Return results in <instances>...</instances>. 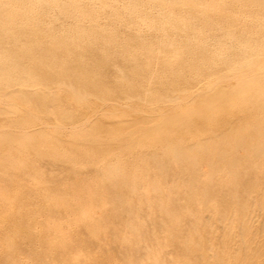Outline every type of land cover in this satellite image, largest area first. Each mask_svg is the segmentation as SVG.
I'll return each instance as SVG.
<instances>
[{"label":"rangeland","instance_id":"374dc122","mask_svg":"<svg viewBox=\"0 0 264 264\" xmlns=\"http://www.w3.org/2000/svg\"><path fill=\"white\" fill-rule=\"evenodd\" d=\"M93 13L98 18L104 16L99 18V22L107 28L101 33L103 35L93 36L91 40V43L102 47L98 46L101 50H97L101 56L95 53L99 59L97 58L98 64L95 62L97 68L93 75L95 82L107 85L103 89L104 96L93 90L95 88L85 96H77L76 90L70 86L68 90H58V94L49 98L45 106L37 105L34 100L26 106L21 98L1 93L0 90V102L7 104L0 103V197L10 198L7 205L0 201V264H75L76 258L85 259L87 256L86 259H89L96 256L97 251V256L110 258L112 255L113 263H118L126 255L139 259L149 247L156 248L162 255L164 250L160 245L166 240L165 226L170 225L159 212V206L164 203L176 215L175 224L181 236L191 239L195 235L193 241L205 238L211 243L215 253L210 252V263L196 260L198 257L192 254L193 259L189 257L182 264H215L217 261L216 264H226L228 262L225 261L233 260L235 255L240 260L244 259L241 254L234 253L238 249L236 243L244 237L252 238L253 234L258 239L264 236V213L260 212L264 209V197L259 195L264 193V183H260L262 191L259 194L248 195L242 190L235 192V189L225 185L229 171L227 167L218 162L213 164L216 166L214 168L206 160L205 148H197L195 157L198 166L195 167L185 160L176 161L173 154L177 146L184 144L189 145V148L194 147L195 143L206 142L219 133L211 125L197 124L198 110L204 107L213 94L202 93V97H191L181 102V105L179 103V106H175V102L171 104L165 97H172L173 92L169 85L166 86V79L160 78L159 68L153 65V69L158 70L153 77L149 76V72L133 71L127 58L114 49L108 40L109 36L116 35L120 40L123 39V44L128 49L138 50L143 36V39L152 42L158 38H155L156 35L161 38V33L145 26L139 29L132 27L128 14H122L123 11L119 13L122 15H116L120 22L114 21V12L107 11L109 18L106 11L95 9ZM60 17L56 12L53 20H43L44 26L48 25L49 28L50 24H58ZM246 32L254 39L259 34L258 28ZM171 35L168 36L172 37ZM135 36H138L137 40ZM173 36L176 40L182 38ZM259 42L254 41L251 46H259ZM88 43L87 41L85 45ZM229 49L230 47H226L225 51ZM76 51L79 53L81 50ZM195 55L198 56L199 51L192 46L187 49L185 59ZM222 74L226 72L222 71L217 76ZM215 78L216 76L209 79ZM197 81L193 82L189 91L198 88L195 83ZM136 85L140 87L136 88ZM55 87L53 89L57 93ZM102 87L105 88V85ZM227 88L231 92L225 93L231 94L232 89L228 85ZM128 92L132 97H128ZM141 96H147L150 101H142ZM159 97L164 100H158ZM232 115L239 118L241 113L233 112ZM226 116L220 118L219 126L227 123L231 117L228 114ZM36 125L44 129L39 132L34 128L29 130V127ZM29 131L30 134L33 133L32 136L22 143L5 141L10 134L19 137ZM192 140L195 141L194 145ZM45 142V146L41 145ZM51 145L55 147L54 150L49 147ZM230 158L228 156L227 160ZM14 162H19L20 167H12ZM103 167L107 169L104 170ZM212 168L214 172H211ZM124 169L126 174L123 173ZM196 177L201 180L198 182L200 185L193 184ZM157 183H160L159 188L162 189L159 193L156 192ZM171 189L175 191L169 194ZM190 198H194L193 203L189 201ZM52 204H59L61 207L52 212ZM221 204L227 206L232 212L231 216L230 213L224 215L213 212ZM199 220L201 223L197 222ZM191 226L198 229V232L192 230ZM10 229L17 230V234L8 233ZM64 252L67 254L65 260L55 257L56 253L61 255ZM137 255L140 256L136 257ZM165 261L166 259L160 263L165 264ZM239 264H261V261L254 258L240 261Z\"/></svg>","mask_w":264,"mask_h":264},{"label":"bare ground","instance_id":"6f19581e","mask_svg":"<svg viewBox=\"0 0 264 264\" xmlns=\"http://www.w3.org/2000/svg\"><path fill=\"white\" fill-rule=\"evenodd\" d=\"M95 9L103 12L106 11L108 18L110 15L107 11L109 13L114 12L112 13L114 17H111L114 18L115 22H120L117 16L128 14L132 27L139 29L145 26L149 30L161 33V38H159V35H156L155 38H158L152 42L145 40L146 38L143 39L144 36L140 42L139 35V41H137V43L140 42V44L138 43V50L128 49L129 47L123 44V39L120 40L116 35L109 36L108 40L114 49H117L121 55L127 58V62L130 63L133 71L149 72V76L153 77V74L158 71L153 69V65L159 68L160 78L166 79V83H164L172 89L173 96L165 97L171 104L175 102V106H179V103L181 105V102L191 99V97L192 99L194 97L198 98L202 93L213 94L209 96L210 99L203 105L204 107L198 110L197 124L211 125L217 128L214 131L219 133L214 134L211 138L209 137L210 139L206 142L200 141V143H195L192 140L193 145L194 143L196 145L194 147L189 148L187 147L189 145L184 146V144L183 146H177L173 152L176 156L174 157L176 161L177 159L185 160L192 167H195L198 164L195 153L197 148L201 149L203 147L206 149L204 151L206 160H209V163L214 168L216 167L214 165L219 162L223 163L224 165L222 166L227 167L229 170L225 185L235 189V192L239 190L245 191L248 195L262 191L260 183H264V0H0L1 93H8L10 96L21 98L26 106L33 100L36 101L37 105L45 106L48 104L49 98H53L58 94V90L65 91L70 86L71 89L76 90L77 96L89 94L92 88H95L93 90L98 91L102 95L103 89H106L107 85L102 84V82H95L93 75L94 71L96 72V65L98 64L97 54L99 53L97 50H101L102 47L99 44L91 43V40H93V36L99 37L103 35L101 33L107 28L99 22V18L104 16L98 18V15L93 13ZM121 11L124 13L119 14ZM56 12L61 16L57 20L59 23L53 24L54 26L50 24L49 28L47 27L48 25L45 27L43 20L45 22L46 20H53L56 17ZM115 22L114 24L116 25ZM254 28H258L259 30L257 39L249 36L250 34L246 32L248 30L253 31ZM132 31L134 32V30ZM133 32H131L132 35H134ZM140 32L139 34H141ZM151 32L150 35L152 34ZM169 32L173 34L171 35ZM167 33L174 38L169 37ZM173 35L182 38L178 39V41ZM132 37L134 38V36ZM137 37L135 36L136 40ZM87 41L89 43L85 45ZM254 41H260L258 43L260 45L252 47L251 44ZM189 46L197 47L199 55L190 56V59H185L186 51L190 48ZM226 47H230L229 51H225ZM76 49H80L81 51L78 53ZM99 56L101 55L99 54ZM120 58L122 59V57ZM142 58L143 60H140ZM121 62L122 60L119 64ZM125 66L124 63L123 67ZM222 71H225L226 74L217 76ZM194 74H196L195 77L192 76ZM214 76H216L214 80L209 79ZM251 77L253 79H250ZM200 78L201 80H199ZM194 81H197L195 83L198 88L189 91ZM115 82L117 81L115 80ZM226 84L232 89L231 94L225 93L231 92L228 90ZM102 85H105V88ZM54 87L57 88V93L53 89ZM139 87L137 86L136 88ZM120 88L122 92V87ZM135 91L137 92V90ZM126 93L125 95H127ZM140 99L144 102L150 101L147 96H141ZM0 100H2L1 97ZM158 100L164 99L159 97ZM0 103L5 104L6 102L1 101ZM233 112L241 113V116L235 118L236 115H232ZM167 113L169 114V111ZM226 114H228V117L231 116L230 119L227 123L219 126L220 118L223 115L226 116ZM39 126L29 127V130L34 128L35 131L39 132L42 128L44 129V127L41 128ZM182 131L184 132V130ZM168 132L169 130L164 134ZM32 134H30V131L19 137L7 134L8 137L5 141L13 140L14 142L15 140L22 143L28 140ZM192 137L194 136L192 135ZM45 144L46 142L41 145L45 146ZM49 147L53 150L55 149L52 145ZM87 154L86 156H88ZM13 155L15 154L13 153ZM228 156L231 157L229 160H227ZM84 158L86 157L84 156ZM18 166L20 167L19 162L12 164V167L17 168ZM21 167H23V164ZM106 169L104 168V170ZM211 170V172H214L213 168ZM124 171L123 173L126 174L125 169ZM99 172L95 173L99 174ZM102 174L100 173V175ZM158 177L156 176V178ZM200 181L196 177V180H193V184L200 185L198 183ZM106 184L107 186L109 185L107 182ZM159 187L160 183H157L156 192L158 193L162 190ZM174 191L175 189H171L169 194H172ZM259 195L264 197L263 192ZM43 196L45 197V194ZM9 199L0 197V201H3L1 203L6 205L10 202ZM193 199L190 198L189 201L193 203ZM57 201L59 202V200ZM52 205H54L52 212H56L61 207L59 204ZM164 205L159 206V212L162 217L170 222V225L166 224L165 226L166 240H164L163 245H160L162 250H164V254L161 255L156 251V248L149 247L146 254L141 255L139 259L132 258L131 255H126V257L120 256L121 260L117 258L120 260L118 263L116 261L117 264H161L160 262H163L165 259V264H182L181 262L184 261L185 263V260L189 257L191 258L192 254L198 257L197 259L195 258L196 260L203 263L210 261L208 259L209 255L213 253L211 243L205 238H197L198 240L195 239L196 241H193L192 239L195 235L191 239L181 236L175 224V220H177L176 215ZM5 208L8 207L6 206ZM213 212L217 214L221 212L224 215H228L230 210L227 206L221 204L217 205ZM260 212L263 214L264 209ZM231 214L232 212L230 216ZM222 218L225 217L222 216ZM197 222H200V220ZM243 226L245 227V222L242 223ZM193 228L192 230H196ZM48 231L45 230V232ZM9 232L10 234H17V230L10 229L8 230ZM196 232H198V229ZM256 232H258V229ZM253 236L250 239L241 237L242 239L239 243H236L238 249L234 253L241 254L244 259L240 260V257L234 254L233 260L228 261L227 259L225 263L239 264L240 261L243 262L256 258L260 259L261 264H264V236L262 238L259 236L260 239L258 237L255 238V236L253 238ZM227 245L229 246V244ZM215 247L217 249V245ZM98 253L97 251L96 256L99 255ZM55 255V257L64 260L67 256L65 252L61 255H57V253ZM100 255L103 254L101 253ZM216 255L218 256V254ZM96 256L89 259H86L87 256L85 259L78 257L75 259V264H116L111 259L112 255H110V258ZM138 256L140 255L136 257ZM215 260L217 261V259ZM221 260L223 261V259ZM188 264L195 263L188 262Z\"/></svg>","mask_w":264,"mask_h":264}]
</instances>
